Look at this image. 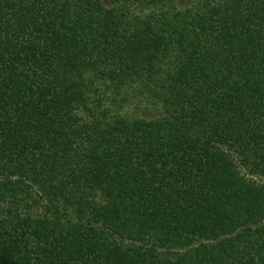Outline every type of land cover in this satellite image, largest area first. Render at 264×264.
I'll list each match as a JSON object with an SVG mask.
<instances>
[{
	"label": "trees",
	"instance_id": "16d2710c",
	"mask_svg": "<svg viewBox=\"0 0 264 264\" xmlns=\"http://www.w3.org/2000/svg\"><path fill=\"white\" fill-rule=\"evenodd\" d=\"M0 264H264V0H0Z\"/></svg>",
	"mask_w": 264,
	"mask_h": 264
},
{
	"label": "rangeland",
	"instance_id": "374dc122",
	"mask_svg": "<svg viewBox=\"0 0 264 264\" xmlns=\"http://www.w3.org/2000/svg\"><path fill=\"white\" fill-rule=\"evenodd\" d=\"M183 3H188L189 2V0H181ZM131 107L132 106H130L129 108L131 109ZM133 110H136V112L138 111V112H140V109L139 108H135L134 106H133ZM142 112H144V113H153L154 111L152 110V108H150V109H145V108H141V113ZM137 114H139V113H137Z\"/></svg>",
	"mask_w": 264,
	"mask_h": 264
}]
</instances>
